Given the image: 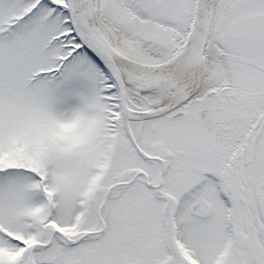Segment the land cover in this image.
<instances>
[{"label": "snow or ice", "instance_id": "6c2138e0", "mask_svg": "<svg viewBox=\"0 0 264 264\" xmlns=\"http://www.w3.org/2000/svg\"><path fill=\"white\" fill-rule=\"evenodd\" d=\"M0 264H264V0H0Z\"/></svg>", "mask_w": 264, "mask_h": 264}]
</instances>
